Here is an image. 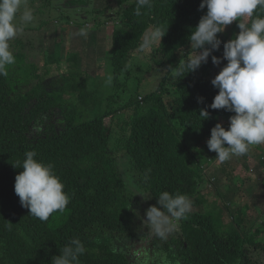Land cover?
Returning a JSON list of instances; mask_svg holds the SVG:
<instances>
[{
    "label": "trees",
    "instance_id": "trees-1",
    "mask_svg": "<svg viewBox=\"0 0 264 264\" xmlns=\"http://www.w3.org/2000/svg\"><path fill=\"white\" fill-rule=\"evenodd\" d=\"M88 1L96 6L93 11L88 8L91 20L98 21V8L110 12L114 1L119 9L121 27L113 31L111 39L114 99L118 95L128 97L120 80L133 79V53L145 31L156 25L164 27L165 37L153 48L152 60L167 72V81L154 93L145 97L134 94L122 108H110L85 121L79 110L86 103L81 104L86 99L81 86L66 82L51 94L45 87L53 79L48 77L49 69L44 65L41 69L46 76L40 78L37 69L26 63L25 54H14L15 63L7 66V75H0V264H51L73 238H79L86 248L80 264H137L129 259L123 244H116L124 236L131 240L135 234V203L109 151L115 121L120 118L117 115L130 108L134 113L126 122L129 133L120 141L138 188L150 193L157 203L159 195L167 191L186 194L195 210L206 204L202 173L208 156L201 145L210 139L217 123L227 128L229 124L223 117L234 113L208 107L219 91L209 76L211 57L196 72L185 73L184 78L172 71L195 52L188 37L207 12L206 8L200 10L202 0H151V7L141 8L139 16L135 14L137 0ZM255 14L264 16V9L258 8ZM96 24L100 26L101 22ZM239 31L237 22H233L218 35L227 42ZM221 52L223 43L213 55L218 57ZM34 79L38 81L36 87L23 93ZM41 88L45 89L40 92ZM205 108L210 113L208 120L199 115ZM28 151L36 153L35 159L53 166L70 197L67 207L53 212L47 221L30 215L15 193V178L23 171ZM260 165L257 167L264 171ZM243 180L248 183V179ZM261 185L263 188L264 176ZM250 190L232 194L244 206L238 210L242 216L251 207L246 197ZM227 212L230 221L226 224L235 230L233 233L225 235L220 208H215L211 217L194 211L191 221L179 219L185 243L181 253V240L176 238H171L169 244L177 245V251L165 243L161 246L163 253L175 254V264H249L250 254L264 255V234L258 239L260 233L240 232L236 216L230 217L229 209Z\"/></svg>",
    "mask_w": 264,
    "mask_h": 264
},
{
    "label": "rangeland",
    "instance_id": "rangeland-1",
    "mask_svg": "<svg viewBox=\"0 0 264 264\" xmlns=\"http://www.w3.org/2000/svg\"><path fill=\"white\" fill-rule=\"evenodd\" d=\"M24 6L33 11L34 20L30 23H24L19 19ZM93 6L96 7L95 3L91 5L88 0H24L15 21L22 26V30L10 41L13 54H25L26 63L37 69L40 78L43 75L46 76L41 68L45 65L49 69L48 77L53 79L45 87L51 94L53 91H59L66 85V82L83 88L82 93L85 94L86 99L81 100V104L85 101L86 103L81 105L79 110L83 113L85 121L96 118L110 108L112 110L122 108L125 101L134 94L139 93L141 97H145V95L154 93L163 81H167V72L159 68L152 60L153 49L147 54L136 50L133 53L134 60L130 64L133 79L126 82L122 77L120 80L128 92V97L118 95L114 99L111 37L114 26L117 25L119 28L121 24L117 18L114 20L112 13H118L119 9L116 1L111 4L110 12H101L102 8H98L97 12L100 10V13L96 18L98 21H95L91 20V13L88 12L89 7H91V11L95 9ZM97 22H101V25H97ZM231 26L232 24L229 25V27ZM81 29L85 30V35H80ZM234 37L232 36L231 39ZM218 57L222 58L223 52ZM57 62L67 66L59 67ZM223 62L219 66L212 63L209 73L211 79H214L226 66L227 61L225 60V64ZM67 77L69 80H66ZM37 83V80H32L31 85L24 87L23 93L34 89ZM14 89L19 90L17 86H14ZM43 89L45 88H41L40 92ZM97 108L101 109V112ZM133 113L132 108L119 112L117 116L120 118L115 121L109 146V151L116 158L119 174L128 190L133 193L135 203V222L133 224L135 234L131 240L124 236L120 241H116V244L117 247L120 246V243L124 245L123 249L134 263L165 264L166 262V264H175V254L165 252L166 256L161 246L168 243L170 248L176 252L178 246L169 243L173 241L171 238L180 239L179 252L181 253L183 246L185 247V243L182 244V222L181 220L173 221L175 229L167 239H160L150 232L143 223V218L146 210L152 205L158 206V203L150 193H145L138 188V179L130 170L129 158L121 145L123 142L120 141L121 137L129 133L126 122L129 121ZM223 121L229 124V117H223ZM244 157L247 159L245 166L240 162L231 163L230 166L225 167L227 173L221 171L222 162L216 161L211 168L208 167L210 163L203 167L207 180L203 190L206 204L196 210L192 208L184 217V221H191V214L194 211L203 212L211 217L214 214V209L220 208L223 215L221 218L223 220L222 228L225 235H229L235 231L226 224L230 221L227 212L229 209L230 217L234 215L237 218L240 232L245 234L260 233L258 239H261L264 234V187L261 188L264 171L257 167V162L264 163V144L251 146ZM249 163L253 165H249ZM243 179H248L249 185L257 184V187H249L252 190L247 191L246 197H248L251 207L242 216L238 214V210L244 206L236 201L232 194L237 190L235 184H239L240 189L244 186ZM144 196L151 198L145 199ZM253 250V248L249 249V251ZM249 256L252 257V262L249 264H264V255L260 252L252 253Z\"/></svg>",
    "mask_w": 264,
    "mask_h": 264
},
{
    "label": "clouds",
    "instance_id": "clouds-1",
    "mask_svg": "<svg viewBox=\"0 0 264 264\" xmlns=\"http://www.w3.org/2000/svg\"><path fill=\"white\" fill-rule=\"evenodd\" d=\"M23 3L24 0H0V75H7V66L15 63L10 41L22 30V26L15 21ZM145 6L151 7V0H137L135 14L141 15V8ZM205 8L206 14L188 37L195 52L180 61L172 71L177 77L184 78L207 64L209 57L217 66L227 61L211 81L219 91L208 107L226 110L234 115L229 117L227 129L217 123L211 130L210 139L204 140L201 145L208 156V160L204 158V166L210 163L208 167L211 168L216 161L222 162L221 171L227 173V170H222L223 166L235 162L244 165L247 162L244 155L250 147L264 144V16L255 14L258 8L264 9V0H202L200 10ZM112 15L115 20L117 13ZM248 18H252L250 24L247 23ZM19 19L24 23L32 22L33 11L24 6ZM233 22H237L240 31L233 39L222 41L218 34L224 33ZM116 28L117 25L113 31ZM80 35H85L84 29H81ZM164 37L165 29L161 25L147 29L138 51L147 54L154 46L162 44ZM222 43L223 57L219 58L213 52L219 51ZM199 102L203 103V98ZM199 115L205 120L210 119L206 108L201 109ZM35 156L34 151L25 153L21 166L23 171L16 176L14 189L21 205L29 210L30 215L47 221L53 212L63 211L67 207L70 197L53 166L35 159ZM260 166L264 169V165ZM202 174L205 184L204 169ZM235 185L236 192L252 188L246 182L241 189L239 184ZM192 207V201L186 194L164 191L158 197V206L152 205L146 210L143 223L154 236L167 239L175 229L173 221L185 217ZM85 252L84 243L79 238H73L60 249V255L52 258L51 264H80L79 258Z\"/></svg>",
    "mask_w": 264,
    "mask_h": 264
}]
</instances>
